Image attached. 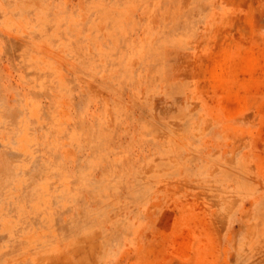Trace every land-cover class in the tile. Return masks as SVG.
Masks as SVG:
<instances>
[{
  "label": "rangeland",
  "instance_id": "374dc122",
  "mask_svg": "<svg viewBox=\"0 0 264 264\" xmlns=\"http://www.w3.org/2000/svg\"><path fill=\"white\" fill-rule=\"evenodd\" d=\"M0 264H264V0H0Z\"/></svg>",
  "mask_w": 264,
  "mask_h": 264
},
{
  "label": "bare ground",
  "instance_id": "6f19581e",
  "mask_svg": "<svg viewBox=\"0 0 264 264\" xmlns=\"http://www.w3.org/2000/svg\"><path fill=\"white\" fill-rule=\"evenodd\" d=\"M99 27H100V25H99ZM95 39V38H94Z\"/></svg>",
  "mask_w": 264,
  "mask_h": 264
}]
</instances>
